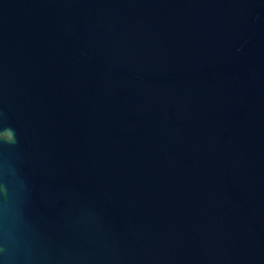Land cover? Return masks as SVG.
<instances>
[{"label": "water", "instance_id": "obj_1", "mask_svg": "<svg viewBox=\"0 0 264 264\" xmlns=\"http://www.w3.org/2000/svg\"><path fill=\"white\" fill-rule=\"evenodd\" d=\"M0 264H264V0H0Z\"/></svg>", "mask_w": 264, "mask_h": 264}]
</instances>
